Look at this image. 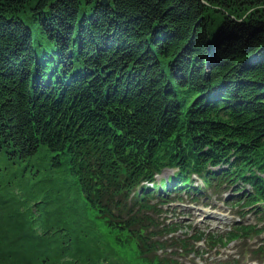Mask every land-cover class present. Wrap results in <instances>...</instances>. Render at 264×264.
I'll use <instances>...</instances> for the list:
<instances>
[{
    "label": "trees",
    "instance_id": "1",
    "mask_svg": "<svg viewBox=\"0 0 264 264\" xmlns=\"http://www.w3.org/2000/svg\"><path fill=\"white\" fill-rule=\"evenodd\" d=\"M165 168L260 228L169 236L143 187ZM262 233L264 0H0V264H184Z\"/></svg>",
    "mask_w": 264,
    "mask_h": 264
},
{
    "label": "rangeland",
    "instance_id": "2",
    "mask_svg": "<svg viewBox=\"0 0 264 264\" xmlns=\"http://www.w3.org/2000/svg\"><path fill=\"white\" fill-rule=\"evenodd\" d=\"M171 170H166L163 172V174L160 177H163L167 179L168 176L172 175ZM159 177V178H160ZM200 181L198 179L194 180V184H199ZM21 193V192H20ZM187 199V198H185ZM217 200L213 199L210 200L209 203H215ZM219 206V208L214 209L213 213H199L198 209H192V208H182L178 206H174L169 208V212L174 209L176 212L174 213V217L172 219L171 213H165L163 215L166 216L168 219L167 222L170 220L176 221L181 223L184 227L190 225L195 226L197 229L200 230H207L214 233H220L222 231L228 230V228L236 222V220L241 219V222L244 224H255V218L253 215H247L245 217L236 216L238 207L231 206L229 204H216ZM167 208V207H165ZM168 214V215H167ZM208 215V216H207ZM213 215V216H212ZM185 230L191 231L189 228H183L180 229L176 234H182ZM264 237V234L261 236ZM259 238H255L252 240H248L247 242H235L230 243L225 248H219L216 251H208L206 252V248L203 246V243H201V247L199 249V253L197 256H194L193 254L190 255L188 258H185L186 264H228L227 257L229 255H232L233 253H239L245 246H255L259 243ZM249 259V255H245L243 259H241L239 262L240 264H256L251 263L247 261Z\"/></svg>",
    "mask_w": 264,
    "mask_h": 264
},
{
    "label": "water",
    "instance_id": "3",
    "mask_svg": "<svg viewBox=\"0 0 264 264\" xmlns=\"http://www.w3.org/2000/svg\"><path fill=\"white\" fill-rule=\"evenodd\" d=\"M99 2H100L101 4H108V3H109L108 0H99Z\"/></svg>",
    "mask_w": 264,
    "mask_h": 264
}]
</instances>
